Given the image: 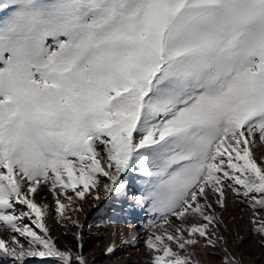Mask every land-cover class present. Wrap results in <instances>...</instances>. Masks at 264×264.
<instances>
[{"label": "snow or ice", "instance_id": "1", "mask_svg": "<svg viewBox=\"0 0 264 264\" xmlns=\"http://www.w3.org/2000/svg\"><path fill=\"white\" fill-rule=\"evenodd\" d=\"M257 141L264 0H0V225L14 233L0 255L85 264L48 238L34 197L48 189L63 216L62 199L99 200L101 178L153 214L151 264H195L190 248L224 241L225 188L264 237Z\"/></svg>", "mask_w": 264, "mask_h": 264}, {"label": "rangeland", "instance_id": "2", "mask_svg": "<svg viewBox=\"0 0 264 264\" xmlns=\"http://www.w3.org/2000/svg\"><path fill=\"white\" fill-rule=\"evenodd\" d=\"M253 154L258 162L264 161V143L257 141L253 145ZM129 193L138 190L139 182L132 175L128 176ZM98 188L100 199L95 200L91 194H86L84 200L74 197L69 202L62 199L66 205L63 216L55 210V198L48 189L42 195L34 197L40 204L49 205L44 213L43 223L50 238L61 251L71 250L73 257L81 255L85 264H151L152 253L146 247L145 241L152 229L154 216L147 209H141L125 200L123 196H105L103 183ZM225 206L213 203V210L219 217L215 228L217 236H223L224 241L217 247H205L203 241L198 246L190 248L191 259L195 264H223L228 249L229 259H235L236 264H264V237L254 234L251 218L252 209L248 201L233 194L225 188ZM215 197H213L214 201ZM24 209V206H19ZM82 209V210H75ZM33 219L34 214H33ZM39 235L42 230L25 219ZM167 227V226H166ZM159 231V229H157ZM14 233L0 225V238L6 243L11 241ZM25 243L24 238L18 237ZM112 248L109 252L108 249ZM42 250V249H41ZM0 264H19L14 258L0 255ZM24 264H61L54 257H26ZM72 264H77L73 259Z\"/></svg>", "mask_w": 264, "mask_h": 264}]
</instances>
